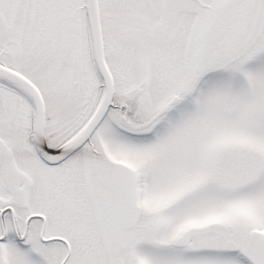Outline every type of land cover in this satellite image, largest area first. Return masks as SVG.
Listing matches in <instances>:
<instances>
[{
  "label": "snow or ice",
  "instance_id": "snow-or-ice-1",
  "mask_svg": "<svg viewBox=\"0 0 264 264\" xmlns=\"http://www.w3.org/2000/svg\"><path fill=\"white\" fill-rule=\"evenodd\" d=\"M0 264H264V0H0Z\"/></svg>",
  "mask_w": 264,
  "mask_h": 264
}]
</instances>
